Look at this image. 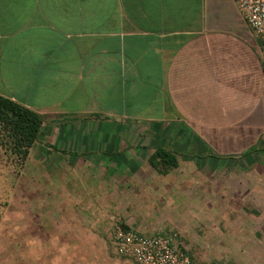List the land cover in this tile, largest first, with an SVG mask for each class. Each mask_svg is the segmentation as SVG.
<instances>
[{
    "label": "crops",
    "instance_id": "obj_1",
    "mask_svg": "<svg viewBox=\"0 0 264 264\" xmlns=\"http://www.w3.org/2000/svg\"><path fill=\"white\" fill-rule=\"evenodd\" d=\"M263 50L234 0H0V95L43 116L27 160L160 195L148 157L175 150L240 207L244 264H264Z\"/></svg>",
    "mask_w": 264,
    "mask_h": 264
},
{
    "label": "rangeland",
    "instance_id": "obj_2",
    "mask_svg": "<svg viewBox=\"0 0 264 264\" xmlns=\"http://www.w3.org/2000/svg\"><path fill=\"white\" fill-rule=\"evenodd\" d=\"M3 132L0 125V264H141L117 238L126 234L174 236L192 264H244L240 207H226L224 186L208 192L184 167L164 174L159 195L163 185H132L123 172L28 156L21 165Z\"/></svg>",
    "mask_w": 264,
    "mask_h": 264
},
{
    "label": "trees",
    "instance_id": "obj_3",
    "mask_svg": "<svg viewBox=\"0 0 264 264\" xmlns=\"http://www.w3.org/2000/svg\"><path fill=\"white\" fill-rule=\"evenodd\" d=\"M42 122V115L0 95V125L4 130L3 136L6 142L10 143L12 152L21 165L38 138ZM148 163L159 174H167L178 166L177 151L160 145L155 146L153 153L148 157Z\"/></svg>",
    "mask_w": 264,
    "mask_h": 264
},
{
    "label": "built area",
    "instance_id": "obj_4",
    "mask_svg": "<svg viewBox=\"0 0 264 264\" xmlns=\"http://www.w3.org/2000/svg\"><path fill=\"white\" fill-rule=\"evenodd\" d=\"M234 2L251 32L261 39L264 46V0H234ZM117 238L121 239L122 245L129 249L141 264H192L189 258L177 249L174 236L143 237L126 234Z\"/></svg>",
    "mask_w": 264,
    "mask_h": 264
}]
</instances>
